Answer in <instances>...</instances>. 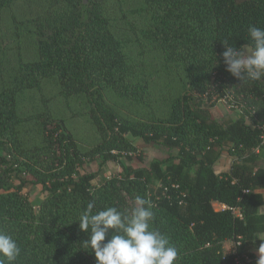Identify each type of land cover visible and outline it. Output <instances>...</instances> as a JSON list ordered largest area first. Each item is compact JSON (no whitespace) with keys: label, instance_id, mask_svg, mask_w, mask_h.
<instances>
[{"label":"trees","instance_id":"16d2710c","mask_svg":"<svg viewBox=\"0 0 264 264\" xmlns=\"http://www.w3.org/2000/svg\"><path fill=\"white\" fill-rule=\"evenodd\" d=\"M15 1L0 0V10ZM108 2L44 0L39 13L16 24L20 31L29 27L35 47L34 57L17 59L0 87V229L18 241L16 264H97L77 219L90 202L94 213L130 211L137 196L151 202L153 227L178 248L176 264H237L244 252L256 264L253 249L264 242L257 236L264 233V164L257 163L264 159V122L251 117L250 126L246 112L219 122L211 111L216 100L206 104L201 97L212 99L215 89L217 99L232 93L264 107L262 82L233 76L222 55L223 42L239 48L250 43V25L264 28V0H138L142 37L163 69L180 77L178 93L167 96H157L137 73L132 44L118 33ZM46 81L64 98L86 101L96 144L85 148L68 119L53 116L47 104L38 119L41 144L24 142L19 97ZM159 97L162 110L154 109ZM127 135L169 155L133 167L128 161L137 146ZM225 149L239 159L217 172ZM97 160L100 168L114 161L123 170L118 176L80 171ZM36 185L47 192L38 206L29 198ZM215 202L238 207L242 216ZM231 240L241 242L237 253L226 251Z\"/></svg>","mask_w":264,"mask_h":264},{"label":"rangeland","instance_id":"374dc122","mask_svg":"<svg viewBox=\"0 0 264 264\" xmlns=\"http://www.w3.org/2000/svg\"><path fill=\"white\" fill-rule=\"evenodd\" d=\"M44 0H16L9 8L0 10V87L10 78L15 70L17 59L25 58L26 60L34 57V41L28 37L26 27L18 30L19 21L28 20L31 15L39 13L42 10ZM111 14L115 19L118 27V33L132 44L133 63L139 76L145 77L150 82V86L157 96H167L178 93L180 89V77L170 70H164L158 54L154 51L146 40L142 37L141 30L144 27V17L136 12L138 0H108ZM239 2L244 0H237ZM17 24V25H16ZM28 24V23H26ZM19 34L22 39L18 40ZM33 42V43H32ZM264 86V80H261ZM212 99L202 96L201 99L206 104L211 100L216 104L211 107L214 118L223 122L226 114L236 118L244 112L247 113V123L254 126L255 119L257 124L264 122V107L256 100L250 104L248 100L242 97L236 98L232 93L230 98L217 99L218 92L212 91ZM157 102V101H155ZM45 104L53 116L66 117L70 122L79 142L86 147L96 144L98 134L96 131H90V110L85 100L81 98L66 99L60 93L57 85L52 81L43 83L41 90H30L22 93L19 97V109L21 116L26 120L21 128V137L27 145L41 144L42 127L39 124V115L46 111ZM163 109V98L159 97V102L154 105V109ZM125 107V106H123ZM153 110V109H152ZM124 114H129V108H123ZM147 113V111H146ZM92 127V126H91ZM127 138L137 146L136 153H132V159L129 164L133 167L149 165L154 158L163 159L169 155V150L156 143H144L131 135ZM125 156V155H124ZM239 159L225 149L222 157L217 163V172L226 171L230 168L232 162ZM100 161L97 160L85 164L80 171H98L102 176H118L122 172V166L114 161L107 162L100 168ZM258 164H264V159L258 160ZM94 183H97L94 181ZM264 193V189L262 190ZM47 192L43 190L42 185H36L29 190V198L34 206H38L45 198ZM234 248V241L227 243L226 251L230 252Z\"/></svg>","mask_w":264,"mask_h":264},{"label":"clouds","instance_id":"9594fccd","mask_svg":"<svg viewBox=\"0 0 264 264\" xmlns=\"http://www.w3.org/2000/svg\"><path fill=\"white\" fill-rule=\"evenodd\" d=\"M249 44L236 47L223 42L226 70L241 81L264 80V28L250 25ZM88 203L80 215L79 227L89 234L83 243L94 251L97 264H176L179 250L170 238L153 227L155 212L144 197L135 198L130 211L108 207L93 212ZM111 238L109 239V231ZM261 241L264 236L257 235ZM256 264H264V242L260 243ZM21 248L14 235L0 229V264H16Z\"/></svg>","mask_w":264,"mask_h":264},{"label":"built area","instance_id":"2783aa9c","mask_svg":"<svg viewBox=\"0 0 264 264\" xmlns=\"http://www.w3.org/2000/svg\"><path fill=\"white\" fill-rule=\"evenodd\" d=\"M260 128L263 130V135L262 136H263V139H264V125L260 126ZM244 191L248 192L249 190H244ZM224 208H230L234 212V214L236 216H239V217L242 216L241 210L238 207H231V206L223 204V208L222 209H224ZM240 243H241L240 241L234 243V248L232 250L233 253H237L236 252L237 245L240 244ZM236 261H237V264H251L252 263V258L247 253L244 252L243 254H238L237 255Z\"/></svg>","mask_w":264,"mask_h":264},{"label":"crops","instance_id":"0c3cea01","mask_svg":"<svg viewBox=\"0 0 264 264\" xmlns=\"http://www.w3.org/2000/svg\"><path fill=\"white\" fill-rule=\"evenodd\" d=\"M214 205H215L216 209H222V208H223V204H221V203H219V202H215ZM261 211L264 212V206L261 207ZM259 235H260V236H264V233L259 234ZM228 242H229V241L225 242V248L227 247V243H228ZM253 252H254V253L257 255V257L259 258L258 248L253 249Z\"/></svg>","mask_w":264,"mask_h":264}]
</instances>
